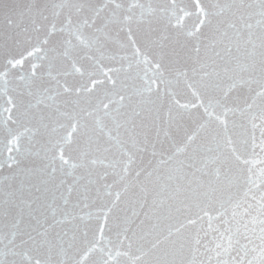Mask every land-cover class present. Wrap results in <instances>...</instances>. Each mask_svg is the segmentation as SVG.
<instances>
[{"label":"snow or ice","instance_id":"snow-or-ice-1","mask_svg":"<svg viewBox=\"0 0 264 264\" xmlns=\"http://www.w3.org/2000/svg\"><path fill=\"white\" fill-rule=\"evenodd\" d=\"M0 264H264V0H0Z\"/></svg>","mask_w":264,"mask_h":264}]
</instances>
